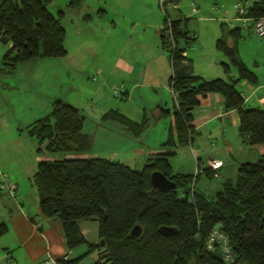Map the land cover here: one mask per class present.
<instances>
[{
  "label": "trees",
  "instance_id": "16d2710c",
  "mask_svg": "<svg viewBox=\"0 0 264 264\" xmlns=\"http://www.w3.org/2000/svg\"><path fill=\"white\" fill-rule=\"evenodd\" d=\"M83 1L71 0L69 6L78 8ZM53 2L0 0V41L9 46L0 66L1 76L14 74L20 64L37 58L67 55L64 13L56 18L48 9ZM246 7L253 23L264 17V0ZM182 23L166 19L161 31L162 46L173 71L169 85L175 96L174 124L162 146L177 149L194 145L198 132L193 126V111L201 98L210 94H220L225 109L238 112L244 143L264 146V110L248 106L237 89L241 81L258 82L238 52L241 28L228 29L224 23V35L217 42L218 51L229 60L222 64L225 73L229 74L233 66L237 77L208 80L194 74L186 50L179 45L180 38L191 40ZM228 37L233 38V47L228 45ZM148 119L135 122L118 110H109L101 118L104 123L122 126L134 138L143 137L150 127ZM84 124L80 109L58 99L51 114L29 125L26 132L36 141L39 154H82L92 149L91 138L83 132ZM173 155L175 152L152 154L141 169L95 157L39 161L33 183L42 215L60 221L69 252L88 247L85 254L59 258L55 264H82L101 249L104 252L92 264H227L218 246L207 248L209 235L219 225L237 259L264 264V155L241 164L236 178L224 182L213 195L196 190L193 175L175 173L170 163ZM209 169L213 172L210 177L219 176L220 168ZM156 171L173 181L176 188L152 196L151 175ZM89 220L99 224L101 245L90 244L81 231L80 222ZM136 226L141 227L138 237L131 234ZM161 228L175 231L165 233ZM8 231L7 224H0V239Z\"/></svg>",
  "mask_w": 264,
  "mask_h": 264
},
{
  "label": "rangeland",
  "instance_id": "374dc122",
  "mask_svg": "<svg viewBox=\"0 0 264 264\" xmlns=\"http://www.w3.org/2000/svg\"><path fill=\"white\" fill-rule=\"evenodd\" d=\"M254 1L84 0L81 7L72 8L69 6L71 0H54L48 9L56 18L64 13L62 23L67 31V55L37 58L20 64L14 74L0 75V114L11 118L6 137L22 134L26 138V128L49 116L53 102L60 99L79 106L82 111L83 132L92 140V155L111 161L122 160L134 169L143 168L149 157L148 146L157 148V152L168 140L172 115L152 122L141 138L127 135L122 126L104 123L101 118L109 110H118L139 121L144 109L152 117V109L162 93L167 102L163 108L173 113L175 101L168 86L169 54L163 49L161 39L165 20L171 23L187 19L182 29L189 31L192 40L180 38V47L186 50L189 59L194 61L196 72L203 74L205 79H216L212 76L218 69L224 78L222 63L229 60L217 49V42L224 35L223 24L231 27L229 13L236 12L237 4L249 6ZM232 25L242 29L238 52L249 70L256 74L257 86H261L259 95L249 106L263 109L257 101H264V39L251 34L239 20H233ZM230 40L234 42L233 38ZM122 64L135 69L134 72L127 71ZM232 72L236 74L233 66ZM34 143L37 148L36 141ZM12 149L17 151L15 143ZM87 154L89 152L52 154L43 151L38 156L41 160L55 161ZM234 154L244 160L251 152L243 150ZM9 172L2 173V183L5 182L4 174ZM221 182L212 181L213 190ZM21 192L25 199L15 201L24 202L33 216L34 207L39 205L35 187L25 181ZM93 262L90 256L83 264Z\"/></svg>",
  "mask_w": 264,
  "mask_h": 264
},
{
  "label": "crops",
  "instance_id": "0c3cea01",
  "mask_svg": "<svg viewBox=\"0 0 264 264\" xmlns=\"http://www.w3.org/2000/svg\"><path fill=\"white\" fill-rule=\"evenodd\" d=\"M229 16V20L231 21L229 24L231 27L228 26V23H226L227 28H237L232 25V21L236 20L235 12H230ZM185 21H187V19L182 20L183 23ZM251 25L252 23H249L246 28L251 34H254ZM227 43L230 47L235 45L234 42H231L230 37H228ZM2 46L5 45H3L0 41L1 64L3 57L9 48V46H5L4 49ZM185 56L189 59L186 53ZM190 61L193 66L194 74L204 77L203 74H198L196 72L194 61ZM169 63L171 76L168 80V86L170 88L169 81L173 74L170 58ZM122 66H124L129 72H134L135 70L128 65L122 64ZM222 68L224 70L223 66ZM226 76L224 77L226 80H230L232 78L234 79L237 77V73L233 74L231 70V72L226 74ZM212 77L223 78L219 69L216 75ZM257 85L258 82L257 84H252L248 81H241L237 85V89L244 96L248 106L250 102L256 98L257 95H259L258 90L261 86ZM165 99L166 98L162 93L158 98V102H156V107L152 109V117L148 116L147 110L144 109L141 120L134 121L142 122V120L147 117L149 118L148 120L151 125L152 122L154 124L156 120L158 121L165 115H172L170 127L173 126V113L170 109L163 108L165 104H167ZM257 103L264 107L263 100L259 99ZM74 106L80 109L79 106ZM83 111L85 110L83 109ZM193 116V126L198 132L194 145L170 149L163 147V144H161V149L157 152V148L155 149L153 146H148L146 153L150 156L158 152H175V155L170 157V163L174 172L183 175H193L195 177V189L206 195H213L221 189L224 182L234 180L236 178L241 164L246 162H255L262 155H264V146H250L243 142L239 132V114L236 110L227 111L225 109L224 98L220 94H210L202 97L200 105L193 111ZM10 124L11 118L9 119L8 115L0 114V184L2 183V173L10 171L7 175V181L17 187L15 195H13L7 188L3 189L0 195V224H7L9 228L8 233L0 239V264H55L59 258L66 256H69L70 258L79 257L85 254L88 251L87 245L81 246L72 252L68 251L59 220L44 217L41 213L39 205L34 207V214L32 216L30 212L26 210V207L23 204L24 202L15 201L18 199L23 201L25 199V196H23L21 192V185L25 181L28 183L31 182L34 186L33 177L37 171V165L41 160V157L38 156L40 154L37 152L33 139L30 138L28 134L26 138H24L22 134L19 136L14 134V137L12 138L6 137V131ZM12 143L13 145L14 143L17 145V151L12 149ZM243 147H246V149H243ZM9 149H12V152L9 151ZM243 150H249L251 155L248 158L241 160L240 158H237L234 153L235 151L242 152ZM90 152L84 156H75L76 158L81 159H87L89 156L92 158H102L94 156ZM251 159L257 160L253 161ZM213 160L222 161L223 166L218 170L219 176L212 178L209 176L213 174L212 170L209 169V163ZM120 161L122 162V160ZM214 180L222 181L220 185L215 187L216 190H213V186H211L212 181ZM80 228L84 237L90 244L101 245L99 237V224L97 221H81ZM103 252V249L98 250L91 255V258L94 261H97L100 254Z\"/></svg>",
  "mask_w": 264,
  "mask_h": 264
},
{
  "label": "built area",
  "instance_id": "2783aa9c",
  "mask_svg": "<svg viewBox=\"0 0 264 264\" xmlns=\"http://www.w3.org/2000/svg\"><path fill=\"white\" fill-rule=\"evenodd\" d=\"M247 7L241 4L236 5V20H239L243 23V26H247L249 23H252L253 32L259 37L264 39V17L252 22L248 17ZM210 168L218 170L223 166L222 161L213 160L209 163ZM7 174H4L5 182L1 184L2 189H8L13 195L16 194L17 187L7 181ZM220 225L217 226L209 235L207 240L208 250H213L215 246H218L222 252L223 259L227 264H248L245 261H240L237 259L235 254L232 252V249L229 246L228 237L219 229Z\"/></svg>",
  "mask_w": 264,
  "mask_h": 264
},
{
  "label": "water",
  "instance_id": "95a60500",
  "mask_svg": "<svg viewBox=\"0 0 264 264\" xmlns=\"http://www.w3.org/2000/svg\"><path fill=\"white\" fill-rule=\"evenodd\" d=\"M151 183L153 186L152 196H156L159 192H165L176 188V184L168 179L164 174L159 171L153 172L151 175ZM1 188V187H0ZM165 233L174 232V229L161 228ZM132 236L138 237L141 234V227L136 226L131 232ZM103 244V243H102Z\"/></svg>",
  "mask_w": 264,
  "mask_h": 264
}]
</instances>
